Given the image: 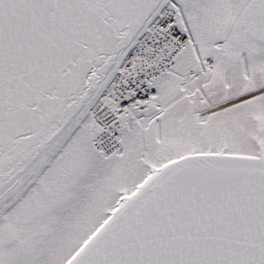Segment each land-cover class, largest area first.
Returning <instances> with one entry per match:
<instances>
[{
  "label": "snow or ice",
  "instance_id": "snow-or-ice-1",
  "mask_svg": "<svg viewBox=\"0 0 264 264\" xmlns=\"http://www.w3.org/2000/svg\"><path fill=\"white\" fill-rule=\"evenodd\" d=\"M0 264H264V0H0Z\"/></svg>",
  "mask_w": 264,
  "mask_h": 264
}]
</instances>
